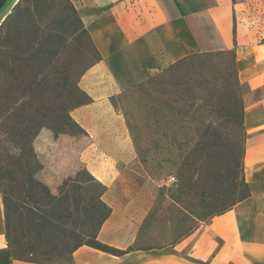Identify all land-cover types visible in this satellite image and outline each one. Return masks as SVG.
Masks as SVG:
<instances>
[{
  "label": "trees",
  "instance_id": "trees-1",
  "mask_svg": "<svg viewBox=\"0 0 264 264\" xmlns=\"http://www.w3.org/2000/svg\"><path fill=\"white\" fill-rule=\"evenodd\" d=\"M70 42L78 55L91 60L89 65L74 60L61 62ZM220 55L231 57L234 82L241 91L240 98L229 107L227 119L237 123L242 134L237 138L229 133L226 144L219 146L224 152L223 166L215 168L211 160L216 145L206 142L202 117L200 127L195 129L192 125L202 109V86L195 87L179 75L205 58ZM101 60L71 0H19L0 26V231L2 227L15 260L34 264H61L59 261L65 260L72 264L73 254L83 246L115 256L159 249L142 247L140 238L156 203L161 201L162 188L137 241L121 250L99 240L112 209L103 200L107 187L86 167L66 176L56 192L38 178L43 164L35 142L43 130L51 131L55 138L88 135L72 112L93 102L79 82ZM171 79L175 82L166 91ZM242 89L236 52L230 50L184 57L116 96L148 95V117L143 124L150 129L149 149H140L141 142L128 113H124L126 124L140 161L150 167L153 175L175 171L177 183L169 197L171 205L186 220L192 218L208 224L252 195L243 169L246 133ZM198 100L202 104L195 109ZM176 114L182 115L183 125L178 126ZM177 130L182 140H177ZM196 183L211 185L213 192L204 199L202 209L194 213L188 208V200ZM192 232L193 229L186 228L170 246Z\"/></svg>",
  "mask_w": 264,
  "mask_h": 264
},
{
  "label": "crops",
  "instance_id": "crops-1",
  "mask_svg": "<svg viewBox=\"0 0 264 264\" xmlns=\"http://www.w3.org/2000/svg\"><path fill=\"white\" fill-rule=\"evenodd\" d=\"M71 1L102 57L79 82L93 102L72 113L90 138L82 160L107 187L103 200L112 209L99 240L131 247L161 188L134 167L127 125L111 99L189 55L236 52L246 133L243 169L253 189L251 197L173 246L124 256L83 246L72 264H264V42L240 16L238 0ZM0 264H34L13 258L2 227Z\"/></svg>",
  "mask_w": 264,
  "mask_h": 264
},
{
  "label": "rangeland",
  "instance_id": "rangeland-1",
  "mask_svg": "<svg viewBox=\"0 0 264 264\" xmlns=\"http://www.w3.org/2000/svg\"><path fill=\"white\" fill-rule=\"evenodd\" d=\"M238 4L240 16L257 31V36L264 42V0H238ZM67 47L61 57V62L70 63L74 60L85 65L91 63L89 58L78 55L79 53L75 46L71 45V42ZM179 76L181 79L192 82L195 87L202 86L200 91H202L201 100L203 104L201 100H198L195 106L196 109L202 104V109L198 111L199 113L195 116L192 125L195 129L200 127V117H202L207 130L206 142L210 145H216L215 153H212L211 165L215 168L222 167L224 152L219 146L226 144L230 132L237 138H240L242 134L238 124L229 122V119H227L229 107H232L236 99L241 96V91L238 90L234 82L232 59L228 55L208 57L201 60V63L191 66L186 71L184 70ZM179 76L176 79L180 78ZM174 82L173 79L168 81L166 91L171 89L170 86ZM152 95L153 93H151ZM111 103L123 115L125 123L124 113H128L140 139V149H149L150 129L143 124V121L148 117L146 108V105L150 103L148 95L128 93L119 98L111 99ZM181 119L182 115L176 114L175 120L178 126L183 125ZM129 135L132 147L137 155L134 167L156 181L162 188L161 201L155 205L152 219L140 238V245L142 247H159V249L169 247L186 228H191L194 232L203 223L192 218L186 220L182 212L171 205L170 191L174 189L177 182L169 183V179L172 177L177 179L175 171L153 175L150 167L140 161L130 131ZM176 138L177 140L183 138L179 130H177ZM89 143V135H61L59 138H55L51 131L43 130L35 142L39 160L43 164V169L39 172L38 178L56 192L57 187L66 176L73 175L76 171L86 167L82 160V153L87 149ZM153 154L151 152V156ZM205 185L203 183L193 185V195L188 200V208L194 213L199 212L202 209L204 199L212 195V186ZM59 263L68 264L65 260H60Z\"/></svg>",
  "mask_w": 264,
  "mask_h": 264
},
{
  "label": "water",
  "instance_id": "water-1",
  "mask_svg": "<svg viewBox=\"0 0 264 264\" xmlns=\"http://www.w3.org/2000/svg\"><path fill=\"white\" fill-rule=\"evenodd\" d=\"M18 2L19 0H0V26Z\"/></svg>",
  "mask_w": 264,
  "mask_h": 264
},
{
  "label": "built area",
  "instance_id": "built-area-1",
  "mask_svg": "<svg viewBox=\"0 0 264 264\" xmlns=\"http://www.w3.org/2000/svg\"><path fill=\"white\" fill-rule=\"evenodd\" d=\"M175 181H176V180H175L174 177H172V178L169 179V183H174Z\"/></svg>",
  "mask_w": 264,
  "mask_h": 264
}]
</instances>
